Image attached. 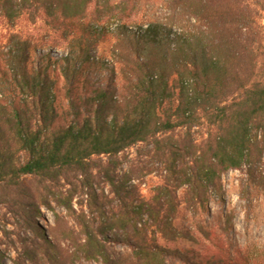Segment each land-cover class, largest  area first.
Returning <instances> with one entry per match:
<instances>
[{"label":"trees","instance_id":"1","mask_svg":"<svg viewBox=\"0 0 264 264\" xmlns=\"http://www.w3.org/2000/svg\"><path fill=\"white\" fill-rule=\"evenodd\" d=\"M150 2L160 3L164 18L136 26L138 9ZM86 16L95 30L115 22L120 38L107 83L85 79V90L76 95L74 77L84 65L72 68L71 59L84 63L90 41L67 23ZM129 24L140 33L128 31ZM0 28L9 32L0 38V207L17 197L27 179L68 184V175H75L89 186L93 158L109 159L136 145L151 147L164 171L179 175L178 187L193 191L206 190L226 171L264 166V0H0ZM68 37L80 48L66 58L51 62L49 51L35 54ZM59 63L66 83L62 108L49 76ZM94 64L102 69L105 61ZM193 129H200L198 139L191 138ZM180 130L191 145L174 138ZM189 150L194 158L187 168L182 153ZM73 194L56 198V205L72 212ZM43 205L50 209L47 201ZM76 221L82 238H67L87 263L163 264L164 249L139 236L125 238L138 248L133 257L106 255L108 236L84 215ZM102 226L118 227L116 213ZM31 227L49 252L42 264H73L68 247L46 239L37 223ZM33 253L23 251L28 264ZM4 259L0 248V264Z\"/></svg>","mask_w":264,"mask_h":264},{"label":"rangeland","instance_id":"2","mask_svg":"<svg viewBox=\"0 0 264 264\" xmlns=\"http://www.w3.org/2000/svg\"><path fill=\"white\" fill-rule=\"evenodd\" d=\"M138 10L141 14L135 18L136 26L145 27V22L149 20L164 18L158 2L147 3ZM91 23L89 16L67 23L70 30L84 38L82 40L90 41L88 59L84 63L71 59L72 68L84 65V70L74 77L76 95L85 90V79L95 86H104L114 69L112 54L118 46L120 30L112 21L98 25L97 30L90 27ZM136 26L129 24L127 29L138 34L140 31ZM28 31L29 34L35 33ZM8 33L6 28H0V38L3 39ZM43 37L45 39L46 35L43 34ZM56 40L55 44L59 47L45 45L43 53L37 51L35 54L46 55L49 51L47 58L55 62L80 48L71 37ZM35 54L30 51L32 60ZM100 59L105 61L102 69L99 64H94L95 60ZM51 70L53 73L49 76L56 81L57 105L62 108L66 105V83L60 76L61 63L54 64ZM199 130L191 131L192 139H198ZM173 135L181 145H191L184 130L176 131ZM182 155L187 164L185 167H191L193 151L183 152ZM91 165L89 186L83 184L86 180L84 177L75 175H68V184L64 181L41 183L38 178L27 179L23 181L17 197L0 207V248L5 252L4 264H12L14 260L28 264L23 259L26 249L34 252L33 261L29 264L44 263L49 252L31 223L38 224L46 239L53 238L62 249L68 247L69 253L73 252V264H93L84 261L82 253L76 247H71V241L67 238V234H73V239L82 238L76 224L81 215L99 230V234L108 236L106 255L122 254L123 259L133 257L138 248L134 249V239H131L133 243L126 241L127 235L131 238L144 237L149 241V247L163 248L165 254L160 257L163 264H264L262 164L226 171L206 190L202 187L197 191L178 187L179 175H168L164 171V164L153 156L151 147L136 145L109 159L93 158ZM191 173V169L187 170L188 176ZM69 193H74L72 212L55 203L56 198H65ZM46 201L50 209L44 207ZM32 206L38 210L39 216H31ZM126 207L128 214L124 212ZM113 212L116 213L118 227L106 231L102 224ZM125 222L128 225L123 229ZM167 227L170 228L169 233Z\"/></svg>","mask_w":264,"mask_h":264}]
</instances>
